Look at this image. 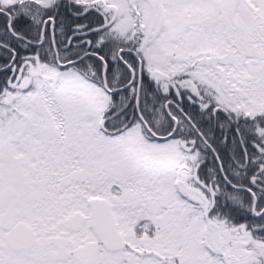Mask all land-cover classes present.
I'll return each instance as SVG.
<instances>
[{"label":"snow or ice","instance_id":"6c2138e0","mask_svg":"<svg viewBox=\"0 0 264 264\" xmlns=\"http://www.w3.org/2000/svg\"><path fill=\"white\" fill-rule=\"evenodd\" d=\"M0 264H264V0H0Z\"/></svg>","mask_w":264,"mask_h":264}]
</instances>
